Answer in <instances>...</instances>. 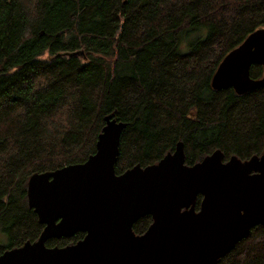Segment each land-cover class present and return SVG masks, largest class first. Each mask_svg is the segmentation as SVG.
Segmentation results:
<instances>
[{
    "label": "trees",
    "instance_id": "1",
    "mask_svg": "<svg viewBox=\"0 0 264 264\" xmlns=\"http://www.w3.org/2000/svg\"><path fill=\"white\" fill-rule=\"evenodd\" d=\"M262 27L264 0H0V253L43 228L27 205L29 176L85 161L107 115L125 123L117 174L177 142L186 164L215 149L224 161L262 154L264 87L210 86L221 58ZM150 222L139 217L133 231ZM217 264H264V227Z\"/></svg>",
    "mask_w": 264,
    "mask_h": 264
},
{
    "label": "water",
    "instance_id": "2",
    "mask_svg": "<svg viewBox=\"0 0 264 264\" xmlns=\"http://www.w3.org/2000/svg\"><path fill=\"white\" fill-rule=\"evenodd\" d=\"M252 65L263 68L261 77L250 76ZM213 73L215 90L264 87V27L224 55ZM123 126L107 115L85 161L29 176L27 205L43 228L37 239L0 253V264H217L252 227H264V152L224 161L215 149L186 164L177 142L157 162L117 174ZM145 215L150 224L135 233L133 223ZM75 232L84 236L46 245Z\"/></svg>",
    "mask_w": 264,
    "mask_h": 264
},
{
    "label": "rangeland",
    "instance_id": "3",
    "mask_svg": "<svg viewBox=\"0 0 264 264\" xmlns=\"http://www.w3.org/2000/svg\"><path fill=\"white\" fill-rule=\"evenodd\" d=\"M7 243H8V239L6 237V234L3 233L2 231H0V244H4L5 245Z\"/></svg>",
    "mask_w": 264,
    "mask_h": 264
},
{
    "label": "flooded vegetation",
    "instance_id": "4",
    "mask_svg": "<svg viewBox=\"0 0 264 264\" xmlns=\"http://www.w3.org/2000/svg\"><path fill=\"white\" fill-rule=\"evenodd\" d=\"M84 236V235H83ZM71 237V236H70Z\"/></svg>",
    "mask_w": 264,
    "mask_h": 264
},
{
    "label": "bare ground",
    "instance_id": "5",
    "mask_svg": "<svg viewBox=\"0 0 264 264\" xmlns=\"http://www.w3.org/2000/svg\"><path fill=\"white\" fill-rule=\"evenodd\" d=\"M113 119V118H112Z\"/></svg>",
    "mask_w": 264,
    "mask_h": 264
}]
</instances>
